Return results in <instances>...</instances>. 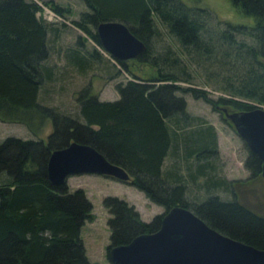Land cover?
Masks as SVG:
<instances>
[{
    "label": "trees",
    "instance_id": "16d2710c",
    "mask_svg": "<svg viewBox=\"0 0 264 264\" xmlns=\"http://www.w3.org/2000/svg\"><path fill=\"white\" fill-rule=\"evenodd\" d=\"M82 1L88 11L81 12L72 24L100 46L96 24L123 22L145 50L136 59L115 61L129 73L127 66L132 62L147 69L139 67V75L115 84L118 99L103 101L81 94L77 116L60 114L37 100L42 78L51 80L46 36L55 29L37 16L41 8L35 0H0V120L24 123L30 129L26 118L33 112L52 122L44 143L14 136L0 142V264H98L87 260L79 236L83 223L92 219L83 190L69 191L66 184L54 186L46 178L49 152L70 141L89 144L122 167L129 175L125 183L162 206L164 212L183 206L218 232L264 249V218L235 199L232 187L237 181L216 177L208 157L216 154L214 129L186 112L182 95L189 93L211 107L220 104L248 110L264 106V0H227L252 22L227 26L229 30L221 32L213 45L216 49L206 43L209 36L203 33L204 22L195 16L198 12L180 0ZM41 3L61 15L51 0ZM157 21L175 39L177 50L165 47L159 51L151 45ZM234 34L245 35L249 44L237 42ZM95 52L83 54L68 48L64 54L81 71L96 57ZM202 60L203 71L212 74H206L205 82L227 97L213 100L203 89L178 84H190L191 64H202ZM167 156L176 160L165 169ZM179 158L185 162L184 176L176 163ZM244 166L258 174L259 160L249 152ZM199 178L203 182L196 187L207 195L190 203L186 182L196 183ZM212 189L227 190L230 198L211 194ZM102 205L109 214L106 257L111 246L154 231L164 213L145 222L131 204L115 196L104 197Z\"/></svg>",
    "mask_w": 264,
    "mask_h": 264
},
{
    "label": "rangeland",
    "instance_id": "374dc122",
    "mask_svg": "<svg viewBox=\"0 0 264 264\" xmlns=\"http://www.w3.org/2000/svg\"><path fill=\"white\" fill-rule=\"evenodd\" d=\"M35 1L41 8L37 16L42 17L51 28L55 29L54 32L49 30L46 36L49 48L46 65L51 67V80L42 78L41 89H39L37 97V100L44 106L52 107L60 114L75 117L77 116V99L79 96L93 95L98 100L108 101L118 99L119 93L115 88V84L124 83L132 78V74L139 75V67H141L142 71L147 69L145 65L132 62L134 64L129 63L127 66L128 71L131 73L122 70L114 58L104 52L100 46L94 44L93 41L72 24L73 20L79 18L81 12L88 11L82 0H51L61 10L60 16L56 15L48 6L42 5L41 1L45 0ZM180 1L198 12L195 16L197 19L199 18L198 20L204 22L205 30L203 33H205L206 38L209 36L206 43L211 45L213 49H216L213 45L218 41L217 37L219 36L220 38V33L226 29L229 30L227 26L236 24L249 25L252 22L250 17L239 14L227 0ZM89 28L94 31L92 25H89ZM155 29L157 34L152 38V46L159 51L165 47L178 49L179 46L175 39L167 35L166 28L160 25L158 21L155 22ZM227 32L231 33L232 31H225V33ZM232 37L237 42L249 44V40L245 35L234 34ZM76 40H79V43H76ZM222 45L225 44L223 43ZM68 48L77 49L83 54L96 51V57L91 58L86 64L88 66H84L85 68L80 71L77 66L73 65L65 57L64 52ZM237 49L242 52L241 48ZM203 66L206 67L203 60L202 64L198 63L196 65L192 63L191 83L178 82V84L185 87L203 89L207 92L208 97L213 100L217 99L218 96L227 97L213 84L205 82L208 81L207 76L211 77L212 74L208 75L207 72L203 71ZM209 68L210 70L208 71H212L211 69L213 68ZM182 95L186 104V112L212 125L214 129L216 154H209L208 157H210L209 159L215 168L216 177H224L234 181L245 179L248 176L244 166L247 149L233 128L222 119L219 114L220 111H217V109L221 110V108H217L218 105L211 107L201 98H192L189 93H183ZM219 106L226 107L220 104ZM261 107L264 108V106ZM28 114L26 119L30 129L24 123L2 122L0 120V142L5 137L14 136L21 139L41 140L44 143L47 136L52 132L50 118L37 116L33 112ZM174 158L176 157L167 156L164 159L163 168L168 169L169 165L176 160ZM176 163L180 166L179 173L184 176L185 162L179 158ZM200 182H203L201 178L197 179L196 183L186 182L185 189L188 202L198 201L207 195L204 196L205 193L202 188L196 187ZM65 184L69 191L81 188L91 204L92 219L85 221L79 232L85 257L90 262L98 264L108 263L105 247L109 243L110 231L107 225L109 214L102 205L104 197L115 196L126 201L127 204H131L138 213L139 218L145 222H149L153 216L164 212L162 206L148 200L135 187L110 177L95 174L69 175ZM253 185L255 195L244 193L242 199L256 206L264 215L263 187ZM232 189L234 188L232 187ZM211 194H217L222 199L230 198V193L227 190L212 189Z\"/></svg>",
    "mask_w": 264,
    "mask_h": 264
},
{
    "label": "water",
    "instance_id": "95a60500",
    "mask_svg": "<svg viewBox=\"0 0 264 264\" xmlns=\"http://www.w3.org/2000/svg\"><path fill=\"white\" fill-rule=\"evenodd\" d=\"M95 34L102 50L114 60L128 61L145 50L144 43L117 20L101 21ZM224 118L238 137L261 162L264 182V108L227 112ZM46 178L54 186L65 184L69 175L95 174L120 182L129 181L128 173L109 162L89 144L70 141L53 149L46 160ZM114 264H264V249L223 235L207 226L183 206L169 208L158 228L134 236L125 244L111 246L107 252Z\"/></svg>",
    "mask_w": 264,
    "mask_h": 264
},
{
    "label": "flooded vegetation",
    "instance_id": "af4514ba",
    "mask_svg": "<svg viewBox=\"0 0 264 264\" xmlns=\"http://www.w3.org/2000/svg\"><path fill=\"white\" fill-rule=\"evenodd\" d=\"M105 101V100H103ZM217 108H222V106H217ZM226 108V107H225ZM217 111H220V115L222 116V119L225 120L227 123L228 121L224 118V115L223 113L221 112V110H218ZM226 111L227 112H234V111H240V110H237V109H232V108H226ZM229 124V123H228ZM230 125V124H229ZM231 126V125H230ZM232 127V126H231ZM245 145V144H244ZM246 149H247V154H246V157L244 159V162L248 159V155H249V150L247 148V146L245 145ZM251 153V152H250ZM258 159V158H257ZM259 160V159H258ZM246 168V167H245ZM246 171L248 172V176L245 178V179H241L240 181H237L233 184V188H234V191H235V199L238 201V203L245 209H247L248 211L254 213L255 215L261 217V218H264V215L260 212V210H258V208L252 204H250L249 202H246L242 199L244 193L246 194H251V195H255V189H254V185H260L263 187V191H264V182L262 180V177H261V162L259 161V169H258V174H254V172L252 171V169L248 166V168H246ZM245 186H251V187H248L246 188ZM165 213V212H164ZM194 214V213H193ZM154 217V216H153ZM151 221V220H150ZM205 223V222H204ZM206 224V223H205ZM159 225V223H158ZM207 225V224H206ZM208 226V225H207ZM210 227V226H209ZM158 228V227H157ZM156 228V229H157ZM212 228V227H211ZM155 229V230H156ZM213 229V228H212ZM154 230V231H155ZM215 230V229H214ZM217 231V230H215ZM153 232V231H152ZM218 232V231H217ZM220 233V232H219ZM222 234V233H221ZM224 235V234H223ZM227 236V235H226ZM239 241V240H238ZM242 242V241H241ZM245 243V242H244ZM248 244V243H247ZM251 245V244H249ZM253 246V245H251ZM255 247V246H253ZM257 248V247H255ZM258 249H261V248H258Z\"/></svg>",
    "mask_w": 264,
    "mask_h": 264
},
{
    "label": "crops",
    "instance_id": "0c3cea01",
    "mask_svg": "<svg viewBox=\"0 0 264 264\" xmlns=\"http://www.w3.org/2000/svg\"><path fill=\"white\" fill-rule=\"evenodd\" d=\"M114 100H116V99H114Z\"/></svg>",
    "mask_w": 264,
    "mask_h": 264
}]
</instances>
